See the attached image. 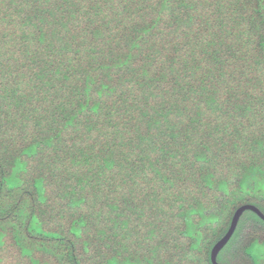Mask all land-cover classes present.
<instances>
[{
  "label": "trees",
  "instance_id": "trees-1",
  "mask_svg": "<svg viewBox=\"0 0 264 264\" xmlns=\"http://www.w3.org/2000/svg\"><path fill=\"white\" fill-rule=\"evenodd\" d=\"M251 173L264 0H0V264H212ZM216 260L264 264V220Z\"/></svg>",
  "mask_w": 264,
  "mask_h": 264
},
{
  "label": "water",
  "instance_id": "water-1",
  "mask_svg": "<svg viewBox=\"0 0 264 264\" xmlns=\"http://www.w3.org/2000/svg\"><path fill=\"white\" fill-rule=\"evenodd\" d=\"M246 209L254 211L260 218L264 220V214L254 205L251 204H243L239 206L233 213V216L230 221V225L226 233L221 237L211 248L210 250V261L212 264H221L216 260L217 254L220 251V249L226 244V242L231 237L232 233L235 230V227L237 225L238 219L242 212Z\"/></svg>",
  "mask_w": 264,
  "mask_h": 264
},
{
  "label": "rangeland",
  "instance_id": "rangeland-1",
  "mask_svg": "<svg viewBox=\"0 0 264 264\" xmlns=\"http://www.w3.org/2000/svg\"><path fill=\"white\" fill-rule=\"evenodd\" d=\"M242 184H243L244 187L245 186H254V188H259V190H262V189H264V177L256 178L251 173V174L247 175L246 177H244ZM217 203H218L217 204L218 206L215 207L214 209H212L211 211H209V213L216 211L217 208L219 206H221V202L220 201H218ZM210 219H214V216L210 215ZM187 233L191 234V235L194 234L193 228L188 226L187 227ZM196 240H198L197 237H196ZM261 251H262L261 248L256 247V248H253L252 253L255 254V255H259V254H261ZM33 264H41V263L33 261ZM105 264H135V263L134 262H130V261L117 262V260H110V261L106 262Z\"/></svg>",
  "mask_w": 264,
  "mask_h": 264
}]
</instances>
